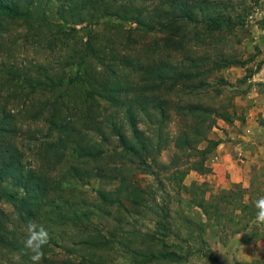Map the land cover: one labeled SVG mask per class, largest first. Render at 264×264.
<instances>
[{
	"label": "trees",
	"instance_id": "trees-1",
	"mask_svg": "<svg viewBox=\"0 0 264 264\" xmlns=\"http://www.w3.org/2000/svg\"><path fill=\"white\" fill-rule=\"evenodd\" d=\"M150 1L0 0V264H31L22 251L25 225L29 220L46 228L70 227L82 231L75 243L80 247L77 251L83 252L79 255L82 263L71 256V253H77L74 246L64 248L69 255L58 257L55 250L61 247L59 240L62 238L53 230L49 232L50 239L44 248L45 258L41 264H89L98 252H112L116 245H122L124 254L151 261L173 257L170 252L155 251L149 244L145 250H139L134 240L118 243L111 231L98 225L102 215L90 209H76L68 199L59 196L66 177L69 180L65 184L69 187L108 179L113 177V171L122 173L123 158L132 157L138 167L142 161L150 169L145 159L153 158L157 164V156L165 147L163 131L170 122L172 108L170 100L161 98L160 93L168 88L173 90L174 84L189 78L183 62L141 61L137 51L126 52L125 47H115L116 33L100 37L94 32L106 20H117L128 25L131 31L150 34L157 29L158 21L165 33V46L176 44L174 48L182 52L184 46L180 42L172 43L170 35H178L184 41L188 27L185 24L203 17L204 2L190 4L178 0L173 5L170 0H164L163 7L157 8L148 6ZM205 14L202 19L211 26L210 35L235 27L231 18L215 12ZM52 18L64 27L69 26L70 32L65 33V37L70 38L71 32L88 30V40L71 56L68 66L75 71L69 74L53 72L42 62L20 60L16 53L22 51L23 45L16 41L10 43L8 38L11 23H19L28 31L30 35H23L28 40L36 30L40 32L38 36L42 35L44 25ZM180 21L184 23L178 25ZM64 47L68 50L70 44ZM188 60L195 64L194 69L201 68L200 62L210 64L206 56L200 60ZM225 63L223 60L215 69ZM139 73L143 74L142 87L134 85L130 78ZM72 89H76L77 100L74 101L65 98ZM139 93L143 94L141 100ZM145 100L153 102L152 110L146 105L140 106ZM102 101L109 103L116 112L102 118ZM200 106L199 103H188L175 109L176 115L181 114L189 121V127L186 125L178 132L175 149L177 154H184L188 159L197 156L198 161L191 163L190 167L210 174L213 170L206 161L219 142L208 138V133L216 126V119L205 114ZM227 115L223 119L230 122ZM144 116L150 119L154 129L152 135L140 129ZM203 143L205 146L200 148ZM112 148L113 152L109 154ZM28 153L32 155L30 159ZM114 153L120 157L116 168L105 170L104 159ZM61 168L65 169L63 175ZM174 173L182 176L178 168ZM260 180L264 182V176ZM119 182L125 185L128 179L121 176ZM260 196H264V192L254 183L247 189L241 184H233L223 193L220 203L202 204L200 208L210 217L212 210L217 214L229 205L234 216L228 221L241 225L245 219L254 220L253 202ZM124 200L133 206L139 205V186L119 193L97 190L96 202L101 207L97 211L107 214L106 210L111 206L125 207ZM4 204L13 207L15 219L12 220L2 208ZM125 235V238L133 235L139 241V233ZM149 238L144 237L143 241L147 242ZM98 259L95 264L104 261L101 255Z\"/></svg>",
	"mask_w": 264,
	"mask_h": 264
},
{
	"label": "rangeland",
	"instance_id": "rangeland-1",
	"mask_svg": "<svg viewBox=\"0 0 264 264\" xmlns=\"http://www.w3.org/2000/svg\"><path fill=\"white\" fill-rule=\"evenodd\" d=\"M177 1L170 0L169 3L174 5ZM186 1L190 4L204 2L206 8L202 10L203 17L206 12H215L221 17L231 18L235 27L210 35L208 30L211 26L202 19L203 17L198 21L186 23L188 27L184 41L182 37L170 33L172 43L180 42L184 46L182 52L174 48L176 44L172 47L165 46V33L160 29L158 21L157 29L150 34L131 31L128 25H122L117 20H106L102 26L94 29L100 37L116 33L115 47H125L126 52L137 51L141 61L166 60L174 64L183 62L189 78L174 84L173 90L168 88L160 93L161 98L170 100L169 106L172 110L170 122L163 131L165 147L157 156V164L153 158H146L145 161L151 166L148 169L142 161H139L138 167V162L133 157L123 158L121 162L125 165L121 167V174L113 171V177L108 179L92 180L88 185L73 184L72 187L65 184L69 180L66 177L62 192L59 194L61 198L68 199L76 209H90L91 212L102 215L104 219L98 220V225L111 231L118 243L134 240L139 250H145L149 244L155 251L164 254L170 252L173 257L168 260L151 261L134 254H124L122 245H116L112 252H98L97 257L94 256L93 262L89 264L97 263L99 255L104 257V261H98L100 264H116L118 258L122 260V264H264V226H257L249 219H245L241 225L230 223L228 220L234 215L229 205L225 206L222 212L215 214L212 210L210 217L205 215L200 206L220 203L223 193L229 189L222 190L209 180V175L213 172L200 173L190 167L191 163L198 161L197 156L188 159L184 154H177L175 149L178 132L186 125L189 127L186 118L181 114L176 115V108L188 103L201 104L200 109L209 114V117L216 119V126L208 133V138L218 141L220 145L224 142L225 136L229 135V129L235 121L245 120L247 111L251 109L249 102L255 98L253 95L260 93L264 96V0ZM164 2L152 0L148 6L162 8ZM48 23L41 31L42 35L38 36L40 32L36 30L28 40L23 37L26 34L30 35L28 31L23 30L19 23H11L8 33L10 43L16 41L23 45L22 51L16 53V56L20 60L45 63L50 70L59 74L74 72L75 69L68 65L72 54L88 40L86 38L88 30L80 33L71 32L72 35L68 38L64 35L70 32L69 26L64 27L56 23L55 19ZM183 23L180 21L177 24ZM66 44H70V49H65ZM205 56L209 58L210 64L198 61L201 68H192L195 64L190 63L189 58L200 60ZM223 60H226V63L215 69ZM211 69L215 70L209 73L208 70ZM259 75L263 80L253 81L254 77ZM142 76V73L132 75L130 77L132 83L142 87ZM75 92L76 89L69 90V95L65 98L77 100ZM140 95L143 94L139 93V100L142 97ZM132 96L137 99L136 95ZM145 105L152 110L153 102L145 100L140 106ZM115 112V108L102 101L100 107L102 118ZM224 115L230 118V122L223 119ZM144 117L140 129L152 135L154 129L149 123L150 119ZM156 138L157 134L154 136V139ZM205 144L203 143L200 148ZM113 149H109V154ZM115 154L104 159L105 170L116 168V162H119L120 157ZM211 155L206 165L213 170L209 165ZM31 156L27 154L28 159ZM63 168L62 175L65 174ZM176 168L181 170L182 176L175 175ZM121 176H126L128 183L121 185L119 182ZM261 176H264V172L258 167L253 168L249 186L254 183V186H259L264 192ZM138 186L139 205L133 206L124 200L125 207L111 206L108 211L106 210L107 214L97 211V208H101L96 202L97 190L119 193ZM2 208L12 220L15 219L11 205L4 204ZM240 228H243L242 231H239ZM47 229L49 232L54 230L53 233L62 238L59 240L61 247L55 250L58 257L64 258L70 254L65 253L66 246H74L76 251L80 249L75 243L82 235L81 230H72L70 227ZM126 233H139V241L135 240L133 235L125 238ZM147 236L150 238L144 242L143 238ZM82 253L77 251L75 254L71 253V256L80 262L82 258L79 255Z\"/></svg>",
	"mask_w": 264,
	"mask_h": 264
},
{
	"label": "crops",
	"instance_id": "crops-1",
	"mask_svg": "<svg viewBox=\"0 0 264 264\" xmlns=\"http://www.w3.org/2000/svg\"><path fill=\"white\" fill-rule=\"evenodd\" d=\"M262 80L260 75L253 79L255 82ZM253 96L245 120L235 121L229 135L209 160L213 168L209 180L222 190L230 189L233 184H247L244 187L250 188L253 168L264 172V96L260 93Z\"/></svg>",
	"mask_w": 264,
	"mask_h": 264
},
{
	"label": "clouds",
	"instance_id": "clouds-1",
	"mask_svg": "<svg viewBox=\"0 0 264 264\" xmlns=\"http://www.w3.org/2000/svg\"><path fill=\"white\" fill-rule=\"evenodd\" d=\"M244 186L247 187V184ZM253 205L255 208L253 223L257 226H264V196L257 198ZM49 239V231L43 224L35 220L27 221L22 251L24 255L28 256L31 264H41L45 258L44 248L49 243ZM116 264H122V260L118 258Z\"/></svg>",
	"mask_w": 264,
	"mask_h": 264
}]
</instances>
